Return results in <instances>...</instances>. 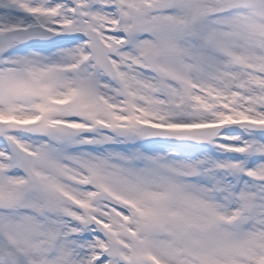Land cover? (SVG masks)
I'll return each instance as SVG.
<instances>
[{"label": "snow or ice", "instance_id": "obj_1", "mask_svg": "<svg viewBox=\"0 0 264 264\" xmlns=\"http://www.w3.org/2000/svg\"><path fill=\"white\" fill-rule=\"evenodd\" d=\"M0 264H264V0H0Z\"/></svg>", "mask_w": 264, "mask_h": 264}]
</instances>
